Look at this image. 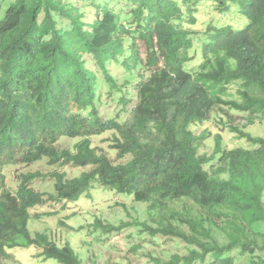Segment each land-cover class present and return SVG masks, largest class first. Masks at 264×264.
Wrapping results in <instances>:
<instances>
[{
	"label": "trees",
	"instance_id": "1",
	"mask_svg": "<svg viewBox=\"0 0 264 264\" xmlns=\"http://www.w3.org/2000/svg\"><path fill=\"white\" fill-rule=\"evenodd\" d=\"M206 6L236 8L246 24L198 31ZM215 111L264 119V0H0V264L30 247L82 264L68 244L31 236L30 212L96 188L145 203L153 224L96 230L136 225L187 247L152 264H264V137L230 127L252 147L223 148L218 135L204 151L207 131L195 128ZM105 135L109 152L92 144ZM42 160L88 171L51 173L52 194L33 188L39 172L8 186L7 168Z\"/></svg>",
	"mask_w": 264,
	"mask_h": 264
},
{
	"label": "rangeland",
	"instance_id": "2",
	"mask_svg": "<svg viewBox=\"0 0 264 264\" xmlns=\"http://www.w3.org/2000/svg\"><path fill=\"white\" fill-rule=\"evenodd\" d=\"M201 16L198 17L196 29L205 31L211 24L218 27L232 25L234 30L242 28L246 21L240 19L236 8L227 16H216L210 7L200 9ZM195 69V64L188 67ZM239 85H232L227 90V98L238 99ZM115 106L102 110L107 114L113 111ZM218 111L211 114V119L195 128L197 134L207 131V140L204 143V151L210 153L214 146L216 136L221 137L222 147L232 149L236 147H252L244 139H239L238 134L231 131L230 127H237L240 131L252 137H264V119L251 118L245 113L230 112L229 116L220 119L216 116ZM108 136H101L92 139L93 146L109 152ZM76 143V140H62L61 147H67ZM111 154V153H110ZM112 158L113 155H110ZM88 169L72 168L71 166H49L45 160L28 167H11L6 169L8 186L15 188L17 180L15 175L19 173L41 174V179L33 183V188L39 192L54 193L51 173H63L67 178L79 176ZM31 220L28 229L31 236L37 233H47L55 240L58 246L68 244L79 257L82 264H111L126 263L132 264H152L150 257L167 260L173 254L184 256L188 254L187 247L180 241L166 238L160 235L150 236L146 232H141V226L132 225L119 233L106 234L102 230H96L93 226L96 220L101 223H110L119 226L121 222L131 224H142L150 222L151 213L147 210L145 203L134 202L132 198L125 194H117L110 190L96 188L89 190L78 197L75 201L66 203L48 204L36 207L30 212ZM154 215V214H153ZM154 227V226H153ZM156 227V226H155ZM264 230V224L262 225ZM185 231H187L184 228ZM35 247L27 249H14L9 253V258L2 264H58L53 260H44L38 257ZM260 254V253H259ZM264 259V253L260 254ZM236 264H247L244 258H236ZM197 263V264H208Z\"/></svg>",
	"mask_w": 264,
	"mask_h": 264
}]
</instances>
